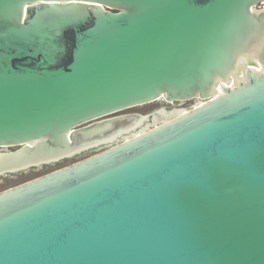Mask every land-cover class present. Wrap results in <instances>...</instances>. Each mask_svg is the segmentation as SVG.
Listing matches in <instances>:
<instances>
[{"label":"water","instance_id":"water-1","mask_svg":"<svg viewBox=\"0 0 264 264\" xmlns=\"http://www.w3.org/2000/svg\"><path fill=\"white\" fill-rule=\"evenodd\" d=\"M262 2L0 0V264H264Z\"/></svg>","mask_w":264,"mask_h":264},{"label":"rangeland","instance_id":"rangeland-1","mask_svg":"<svg viewBox=\"0 0 264 264\" xmlns=\"http://www.w3.org/2000/svg\"><path fill=\"white\" fill-rule=\"evenodd\" d=\"M197 101H189V102H186L182 105H178V104H174L173 105V108L174 109H179V110H186V109H189L191 107H193L194 105H196ZM160 107H166L168 108V105H163V104H160L158 102H154V103H151V104H147V105H144V106H141V107H136V108H132V109H128V110H125V111H122V112H119L118 114H127V113H139V114H145V113H149V112H152ZM161 120V119H160ZM95 152H91V153H87V154H82L80 156H77L75 158H72V159H69V160H64L60 163H57V164H54V165H51V166H44V167H41V168H38V169H33V170H30V171H27V172H23V173H20V174H15V175H10V176H6L4 178H0V191L2 190H5L7 188H10L12 186H15L17 184H20L22 182H25L27 180H30L32 178H35V177H38L40 175H43L45 173H48L52 170H55V169H58V168H61L63 166H66L70 163H73L75 161H78L82 158H85L91 154H93Z\"/></svg>","mask_w":264,"mask_h":264},{"label":"built area","instance_id":"built-area-1","mask_svg":"<svg viewBox=\"0 0 264 264\" xmlns=\"http://www.w3.org/2000/svg\"><path fill=\"white\" fill-rule=\"evenodd\" d=\"M259 8H264V2L260 3Z\"/></svg>","mask_w":264,"mask_h":264},{"label":"bare ground","instance_id":"bare-ground-1","mask_svg":"<svg viewBox=\"0 0 264 264\" xmlns=\"http://www.w3.org/2000/svg\"><path fill=\"white\" fill-rule=\"evenodd\" d=\"M160 118L157 119V121L159 122Z\"/></svg>","mask_w":264,"mask_h":264},{"label":"flooded vegetation","instance_id":"flooded-vegetation-1","mask_svg":"<svg viewBox=\"0 0 264 264\" xmlns=\"http://www.w3.org/2000/svg\"><path fill=\"white\" fill-rule=\"evenodd\" d=\"M118 115H122V114H118ZM117 116V115H116Z\"/></svg>","mask_w":264,"mask_h":264}]
</instances>
